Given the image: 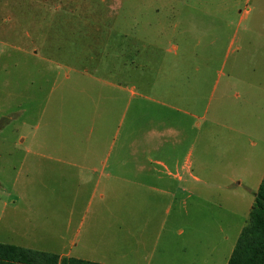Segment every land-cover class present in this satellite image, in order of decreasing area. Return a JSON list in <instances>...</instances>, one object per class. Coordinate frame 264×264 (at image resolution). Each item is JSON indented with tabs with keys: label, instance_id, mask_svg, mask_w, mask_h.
Listing matches in <instances>:
<instances>
[{
	"label": "rangeland",
	"instance_id": "obj_1",
	"mask_svg": "<svg viewBox=\"0 0 264 264\" xmlns=\"http://www.w3.org/2000/svg\"><path fill=\"white\" fill-rule=\"evenodd\" d=\"M263 175L264 0H0V242L227 264Z\"/></svg>",
	"mask_w": 264,
	"mask_h": 264
},
{
	"label": "trees",
	"instance_id": "obj_2",
	"mask_svg": "<svg viewBox=\"0 0 264 264\" xmlns=\"http://www.w3.org/2000/svg\"><path fill=\"white\" fill-rule=\"evenodd\" d=\"M0 264H108L0 242ZM227 264H264V175Z\"/></svg>",
	"mask_w": 264,
	"mask_h": 264
},
{
	"label": "crops",
	"instance_id": "obj_3",
	"mask_svg": "<svg viewBox=\"0 0 264 264\" xmlns=\"http://www.w3.org/2000/svg\"><path fill=\"white\" fill-rule=\"evenodd\" d=\"M162 131L163 130H159V129L156 128V130L151 131L150 135L145 140H143L142 142H140L138 144L140 148H141V145H144V148L146 147L145 148L146 149L145 150V157L143 158V160L148 161L151 164L153 163V157L151 156L152 155V151L153 150H161L163 148V146H164L163 138H162ZM65 155H63V157H59L58 159L66 161V160L70 159V157H74V155H71V154H67V155H69L68 157H66ZM132 155H133L132 157H127V156L121 157V161H122L121 164L122 165L126 164V161H128L130 159L139 160L138 153L134 152V153H132ZM190 155H191V153L186 157L185 162L181 166L180 170L177 169L176 172L173 173L172 171L166 169L167 174L177 178L178 180H182L183 177H182L181 171L191 172L190 170H191V163L192 162H191ZM154 162H156L157 164L158 163L162 164L157 159L154 160ZM146 163L147 162H143L140 165H138V168L134 170V172H136V175L145 173L144 174L145 176H153V177H156L157 179H153L152 178V179L149 180L148 184L142 183V185H146L150 189L158 190L160 192H166L167 190L165 189V187H163L165 185V183L162 181L161 175H159L160 171H158L153 165L148 166ZM123 172L124 171H121V173H123ZM117 175H119V174H117ZM21 246L57 253L60 256H70L69 253L63 252L62 250H54V249H50V248L40 249V248H37L35 246H31V245H28V244H24V245H21ZM102 263H106V262H102Z\"/></svg>",
	"mask_w": 264,
	"mask_h": 264
}]
</instances>
